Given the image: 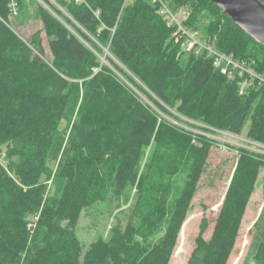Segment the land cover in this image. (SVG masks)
I'll use <instances>...</instances> for the list:
<instances>
[{"label":"trees","instance_id":"16d2710c","mask_svg":"<svg viewBox=\"0 0 264 264\" xmlns=\"http://www.w3.org/2000/svg\"><path fill=\"white\" fill-rule=\"evenodd\" d=\"M44 1L51 10L38 8L43 27L25 39L12 16L26 0H0V149L7 147L8 158L0 163V264H169L216 144L211 130L241 135L250 121L248 139L264 144V82L254 78L240 94L250 76L231 78L209 51L185 49V38L173 37L176 28L150 1L58 0L68 16ZM169 1L190 12L184 25L206 33V46L246 61L264 79V47L211 0ZM103 48L112 56L106 63ZM64 120L68 148L55 175L59 193L50 196ZM150 146L139 176V155ZM235 150L238 164L212 235L205 239L203 220L188 264H226L234 252L264 166L263 154ZM185 170V188L171 201L172 178ZM136 182L127 225L92 243L81 260L82 211L114 186ZM254 230V257L264 264V214Z\"/></svg>","mask_w":264,"mask_h":264},{"label":"rangeland","instance_id":"374dc122","mask_svg":"<svg viewBox=\"0 0 264 264\" xmlns=\"http://www.w3.org/2000/svg\"><path fill=\"white\" fill-rule=\"evenodd\" d=\"M49 1L51 4L56 5L62 10L61 12L63 14L67 15L64 8H62L60 4L58 5V0ZM24 6L25 8L21 9V11L19 8H16L12 17L20 34L25 39H30L33 33L43 27V24L38 17L39 6L48 10L51 9L44 0H26ZM185 22L186 21H184V24ZM190 31L192 30H188V32ZM194 34L195 38L200 43V46H204L206 41H208L207 35L203 31L200 30L194 32ZM42 37L45 47L44 57L45 59H50L51 54L44 32L42 33ZM173 37L179 38V35L173 34ZM186 42L189 43L187 40ZM103 51L104 52L100 55V59L103 63H106L107 57L112 56L109 53L108 48H103ZM75 116L76 112H74L72 117L73 120L75 119ZM183 119L186 120L184 117ZM170 121L181 127L188 128L174 119H171ZM69 122L70 120H64L61 124V139L59 142V149H61L59 150L58 156L53 157L57 159L51 162L50 167L54 170V174L49 182L48 190L50 196H57L60 190V181L55 178V175L68 148L67 143L70 134ZM250 123V121L247 122L241 135H235L217 129L211 130L214 133L213 135H209L216 140V144L210 152L206 171L198 183L188 217L184 221L178 234L177 245L169 264H188L190 256L195 249L196 238L199 236L203 220L206 219L208 221V228L204 234L205 239L208 240L212 235L217 216L224 204L233 174L238 164L239 153L235 149L238 147L246 148L250 146V141H252L247 137ZM196 133L206 134L201 131H196ZM6 151V146L1 147L0 163L4 166H7L8 164V158L5 156ZM153 152V146L142 149L139 155V164L136 167L139 171V176L145 172ZM14 160H17V158H14ZM54 178L56 180H54ZM187 179V170L172 178L171 182L173 190L171 201L180 197L185 188ZM138 190V182L129 183L123 187L114 186L104 200L98 201L82 211L76 231L77 238L80 241L82 248L81 260H83L92 243L101 238L108 239L111 235L112 229L116 225H127L135 208ZM262 214H264V166L260 169L254 192L244 213L234 252L226 264H259L254 256L260 239L257 232L254 230V225ZM166 228L167 225H165L156 235L154 241H159L164 236Z\"/></svg>","mask_w":264,"mask_h":264},{"label":"built area","instance_id":"2783aa9c","mask_svg":"<svg viewBox=\"0 0 264 264\" xmlns=\"http://www.w3.org/2000/svg\"><path fill=\"white\" fill-rule=\"evenodd\" d=\"M147 1L156 4L158 7V14L165 18L169 26L176 28L174 33L175 35H179V38H185V49L187 48V50H192L196 46L201 50L204 49L209 51L212 55H214V65L221 68L222 73L229 75L231 78H234L237 74H248L250 78L245 79L240 84V94H244L246 88L254 78H259L261 82H264L263 78L258 77L253 71L248 68L246 61H237L233 56L222 55L217 52L213 46H200V43L195 38V34L188 32V30L185 28L184 21H186L190 16V12L188 10L182 8L176 10L175 8H172L169 0ZM186 40L189 43H187ZM246 149L256 154L264 155V144H261L259 142L250 141V146L246 147Z\"/></svg>","mask_w":264,"mask_h":264},{"label":"water","instance_id":"95a60500","mask_svg":"<svg viewBox=\"0 0 264 264\" xmlns=\"http://www.w3.org/2000/svg\"><path fill=\"white\" fill-rule=\"evenodd\" d=\"M223 14L264 47V3L261 0H211Z\"/></svg>","mask_w":264,"mask_h":264}]
</instances>
